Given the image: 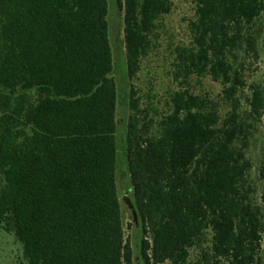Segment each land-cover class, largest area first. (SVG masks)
Masks as SVG:
<instances>
[{
    "label": "trees",
    "instance_id": "16d2710c",
    "mask_svg": "<svg viewBox=\"0 0 264 264\" xmlns=\"http://www.w3.org/2000/svg\"><path fill=\"white\" fill-rule=\"evenodd\" d=\"M172 8L171 0H116L114 11L110 0H0V222L23 244L26 264H263L264 212L247 150L251 128L264 124V87L250 86L245 116L238 93L248 86L239 52L258 54L253 27L264 0H196L194 45L181 51L176 75L212 76L222 101L181 89L155 121L130 81ZM120 99L131 109L126 161ZM119 170L138 214L136 247ZM209 230L211 246L191 263Z\"/></svg>",
    "mask_w": 264,
    "mask_h": 264
},
{
    "label": "rangeland",
    "instance_id": "374dc122",
    "mask_svg": "<svg viewBox=\"0 0 264 264\" xmlns=\"http://www.w3.org/2000/svg\"><path fill=\"white\" fill-rule=\"evenodd\" d=\"M172 11L164 15L155 31L149 54L143 59L141 70L138 75L130 81L138 91L141 99V107L149 114V118L158 121L170 106L171 97L174 92L181 89H190L196 94H208L212 98L222 101L224 86L212 76L199 77L192 75L189 79L176 75L177 63L180 61V53L183 49L192 48L194 37L191 23L196 19V0H171ZM116 0H110L114 11ZM113 16V15H112ZM112 20V19H111ZM254 35L258 37V54L248 51L246 46L240 50V61L243 62L248 86L238 93L241 107L244 111L249 110L251 97L250 86L254 83L264 87V16L255 23ZM113 50L116 52L118 44L112 39ZM120 88L121 76L118 71L113 74ZM129 83V80H127ZM3 90L0 87V91ZM35 95V92H33ZM123 99V96L121 97ZM120 99L117 117L119 120V147L120 158L126 161L125 149L121 139L126 135V126L131 109L127 102ZM230 106H222V115L226 116ZM247 155L252 162L249 180L255 189L254 200L261 205L264 212V124L256 121L251 128V137ZM125 180L121 170L118 172L119 194L122 202L123 222L126 236L130 238L134 247L137 245L136 225L131 209L124 201L127 192ZM212 244V231H208L203 246L191 249L190 262H198L203 249H208ZM203 247V248H202ZM264 264V244L261 251ZM23 244L14 232L6 229L4 223L0 222V264H26Z\"/></svg>",
    "mask_w": 264,
    "mask_h": 264
},
{
    "label": "water",
    "instance_id": "95a60500",
    "mask_svg": "<svg viewBox=\"0 0 264 264\" xmlns=\"http://www.w3.org/2000/svg\"><path fill=\"white\" fill-rule=\"evenodd\" d=\"M124 201L131 209L135 222H138V214H137V210L135 209V204L128 193L125 194Z\"/></svg>",
    "mask_w": 264,
    "mask_h": 264
}]
</instances>
